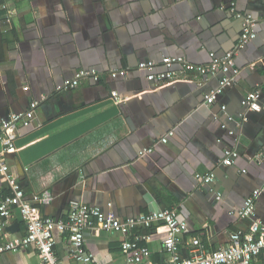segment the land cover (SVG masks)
Returning <instances> with one entry per match:
<instances>
[{
  "label": "crops",
  "instance_id": "crops-1",
  "mask_svg": "<svg viewBox=\"0 0 264 264\" xmlns=\"http://www.w3.org/2000/svg\"><path fill=\"white\" fill-rule=\"evenodd\" d=\"M232 2L235 13L256 18V37L237 51L230 71L235 81L214 103L205 96L219 87L221 72L157 85L138 68L148 62L162 71L164 56L207 65L234 50L243 20ZM4 3L16 10L11 21ZM81 68L101 76L64 88ZM122 69L125 75L110 74ZM257 89L262 106L264 0H0V123L37 102L29 125L18 126L17 150L7 161L27 198L52 193L50 203L38 204L43 217L65 218L74 203L121 219L184 207L183 257L195 237L214 250L227 246L234 231L255 232L256 217L264 220V193L255 218L237 211L264 186V110L243 103ZM143 148L153 151L140 155ZM227 148L238 153L228 166L221 163ZM197 173L215 178L201 184ZM0 185L10 193L1 173ZM13 224L15 231L8 229ZM152 226L137 231L149 236L141 242L151 250L149 263L162 264L166 230ZM25 233L26 221L14 208L0 244ZM124 238L91 229L85 247L96 264H123L134 253L122 249ZM55 252L60 264H79L66 234L57 235ZM39 263L34 245L0 253V264ZM251 264H264V253Z\"/></svg>",
  "mask_w": 264,
  "mask_h": 264
},
{
  "label": "built area",
  "instance_id": "built-area-1",
  "mask_svg": "<svg viewBox=\"0 0 264 264\" xmlns=\"http://www.w3.org/2000/svg\"><path fill=\"white\" fill-rule=\"evenodd\" d=\"M3 7L8 11L9 21L16 15V10L10 9L8 3ZM235 3L232 2V11L235 13ZM242 18L243 29L238 46L229 51L224 57L215 58L212 63L199 65L191 62L184 56H164L162 65L165 69L155 71V64L140 62L138 68L146 70L147 78L157 85L168 82H177L191 79L194 76H209L210 74L223 73L220 85L205 96L207 104H212L223 90L235 81V76L230 74L234 65V57L237 51L244 47L249 41L256 37V18L251 14L235 13ZM127 69L112 70L111 75H125ZM100 72L94 68H81L74 77L66 80L64 88L70 89L78 86L85 78H100ZM26 89H28L26 87ZM261 92L259 89L250 92L243 103L250 108L264 110V104L258 106ZM116 101H121L117 91H112ZM37 102L32 104V110L23 113H12L7 119L0 123V173L3 179L8 182L9 194L5 195L0 185V215L3 220L0 222V230L6 227L8 220L13 216L14 208H18L22 218L26 221V233L20 238L9 239L0 244V253L6 251H18L34 245L40 256L39 264H60L55 252L58 234H66L70 244V256L79 264H96L93 254L85 247V235L87 230L94 229L97 232H117L125 238L122 242V249L127 253L134 250L132 255L127 257L123 264H150L148 259L151 253L149 246L141 244L142 240H148V235L140 236L139 227H151L154 224H161L166 235L163 238V247L168 254V259L162 264H251V261L264 253V220L256 217V199L264 193V186L256 188L247 196L244 206L237 211L242 217L255 218V232L234 231L230 234V241L227 246L219 249L208 250L198 237L191 241L190 253L183 257L179 251V242L182 235L189 232L188 212L183 207L182 211L174 209H158L148 213L131 216L126 219L116 217L113 213H105L101 208L86 203H74L71 205L68 215L65 218L43 217L40 214L38 204H48L53 196L49 190L33 194L27 198L24 190L12 178L7 155L16 152V139L18 126L29 125L33 108ZM226 107L223 106V109ZM170 132L169 135H172ZM162 142L168 138L163 137ZM153 148H143L139 154H150ZM238 153L234 149L227 148L222 160L223 165L234 163ZM195 178L201 184H209L214 178V173H197ZM217 199H221L222 193L217 192ZM186 213V214H185Z\"/></svg>",
  "mask_w": 264,
  "mask_h": 264
},
{
  "label": "water",
  "instance_id": "water-1",
  "mask_svg": "<svg viewBox=\"0 0 264 264\" xmlns=\"http://www.w3.org/2000/svg\"><path fill=\"white\" fill-rule=\"evenodd\" d=\"M17 227H18L17 224H13V225L9 226L8 229L11 231H15L17 229Z\"/></svg>",
  "mask_w": 264,
  "mask_h": 264
},
{
  "label": "trees",
  "instance_id": "trees-1",
  "mask_svg": "<svg viewBox=\"0 0 264 264\" xmlns=\"http://www.w3.org/2000/svg\"><path fill=\"white\" fill-rule=\"evenodd\" d=\"M153 226H154V225H153ZM153 226H152V227H153Z\"/></svg>",
  "mask_w": 264,
  "mask_h": 264
}]
</instances>
